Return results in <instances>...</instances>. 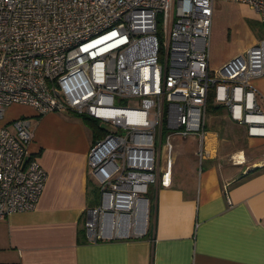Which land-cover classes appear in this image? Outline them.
Segmentation results:
<instances>
[{"label": "built area", "instance_id": "built-area-1", "mask_svg": "<svg viewBox=\"0 0 264 264\" xmlns=\"http://www.w3.org/2000/svg\"><path fill=\"white\" fill-rule=\"evenodd\" d=\"M215 1L0 0V119L23 104L38 115L72 111L115 128L88 151L99 189L84 221L90 241L148 235L149 187L170 184L173 135L197 134V155L206 154L211 91L250 135H264L250 85L264 76V37L211 70ZM232 1L264 25V0ZM129 98L138 106H128ZM10 124L0 125V219L32 209L46 177L28 152L30 116Z\"/></svg>", "mask_w": 264, "mask_h": 264}, {"label": "crops", "instance_id": "crops-1", "mask_svg": "<svg viewBox=\"0 0 264 264\" xmlns=\"http://www.w3.org/2000/svg\"><path fill=\"white\" fill-rule=\"evenodd\" d=\"M261 37L264 25L247 4L216 0L209 68L220 69ZM250 85L264 112V76ZM220 106H212L209 126L205 120L201 160L198 135H187L194 142L187 155L172 148L170 184L149 187L148 235L90 241L84 221L99 200L88 165L92 127L72 111L38 115L29 105H10L0 125L30 116L28 152L46 177L32 209L0 219V264H264V135H250L223 104L235 123L226 122Z\"/></svg>", "mask_w": 264, "mask_h": 264}, {"label": "rangeland", "instance_id": "rangeland-1", "mask_svg": "<svg viewBox=\"0 0 264 264\" xmlns=\"http://www.w3.org/2000/svg\"><path fill=\"white\" fill-rule=\"evenodd\" d=\"M128 106H138V102H137V100H135V99H132V98H129V99H127V101L125 102ZM207 103H208V101H207ZM221 106V110H220V112L219 113H222V114H225V121L226 122H234L233 120H231L230 118H229V116H228V110L226 109V107L225 106H223V104L222 103H219ZM208 105V104H207ZM215 106V105H217V103H212L211 102V100H210V102H209V106H208V108H207V106H206V108H207V111L205 112V120H206V124H207V126H209V123H208V118H209V116H210V113L212 112V111H214L213 109V107L212 106ZM31 121V120H30ZM98 123V122H97ZM235 123V122H234ZM98 126L99 127H101V128H104V129H106V130H108V131H114L115 130V128L113 127V126H111L110 124H107V123H103V122H99L98 123ZM167 133V131H165V133H164V135H163V139H165V134ZM188 136H181V135H173V137H172V143H173V146H174V149L175 150H179L181 153H183L184 155H187L190 151H191V149H192V147H193V145H194V142H193V140H191L190 138H187ZM158 140H159V136H158V133H157V137H156V142L158 143ZM182 154V155H183Z\"/></svg>", "mask_w": 264, "mask_h": 264}, {"label": "trees", "instance_id": "trees-1", "mask_svg": "<svg viewBox=\"0 0 264 264\" xmlns=\"http://www.w3.org/2000/svg\"><path fill=\"white\" fill-rule=\"evenodd\" d=\"M208 98L209 99H207V100L210 101L211 100L210 96H208ZM76 115L79 116L83 121H85L87 124H89L92 127L97 138L102 137L105 134L104 128L99 127L98 123L95 119H93V118H91L85 114H76Z\"/></svg>", "mask_w": 264, "mask_h": 264}]
</instances>
